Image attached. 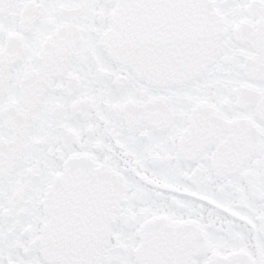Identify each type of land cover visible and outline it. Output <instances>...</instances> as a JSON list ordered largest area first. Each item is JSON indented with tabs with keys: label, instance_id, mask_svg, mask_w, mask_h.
I'll return each instance as SVG.
<instances>
[{
	"label": "snow or ice",
	"instance_id": "6c2138e0",
	"mask_svg": "<svg viewBox=\"0 0 264 264\" xmlns=\"http://www.w3.org/2000/svg\"><path fill=\"white\" fill-rule=\"evenodd\" d=\"M0 264H264V0H0Z\"/></svg>",
	"mask_w": 264,
	"mask_h": 264
}]
</instances>
